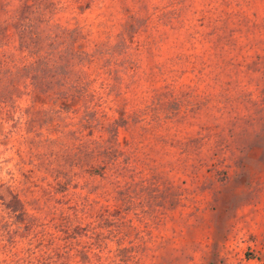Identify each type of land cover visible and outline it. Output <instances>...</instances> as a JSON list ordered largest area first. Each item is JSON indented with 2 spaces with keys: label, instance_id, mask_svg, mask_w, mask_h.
I'll list each match as a JSON object with an SVG mask.
<instances>
[{
  "label": "rangeland",
  "instance_id": "374dc122",
  "mask_svg": "<svg viewBox=\"0 0 264 264\" xmlns=\"http://www.w3.org/2000/svg\"><path fill=\"white\" fill-rule=\"evenodd\" d=\"M0 264H264V0H0Z\"/></svg>",
  "mask_w": 264,
  "mask_h": 264
},
{
  "label": "trees",
  "instance_id": "16d2710c",
  "mask_svg": "<svg viewBox=\"0 0 264 264\" xmlns=\"http://www.w3.org/2000/svg\"><path fill=\"white\" fill-rule=\"evenodd\" d=\"M130 26H133V24H131ZM12 199L13 200L8 204V207L12 209L15 213L20 212L18 209V207L21 206L20 200H18L16 196H12Z\"/></svg>",
  "mask_w": 264,
  "mask_h": 264
}]
</instances>
